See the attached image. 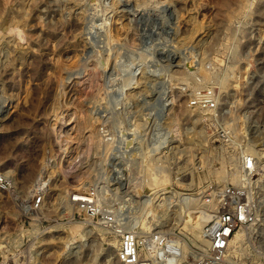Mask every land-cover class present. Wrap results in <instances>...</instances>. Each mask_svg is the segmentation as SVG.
I'll return each mask as SVG.
<instances>
[{
  "label": "rangeland",
  "instance_id": "rangeland-1",
  "mask_svg": "<svg viewBox=\"0 0 264 264\" xmlns=\"http://www.w3.org/2000/svg\"><path fill=\"white\" fill-rule=\"evenodd\" d=\"M217 1L0 0V264H121L124 233L157 231L200 264H264V187L237 162L251 151L264 166V0L231 22ZM59 112L77 140L98 137L82 183L51 159ZM227 191L252 221L211 263L202 232ZM76 192L94 194L89 223Z\"/></svg>",
  "mask_w": 264,
  "mask_h": 264
},
{
  "label": "built area",
  "instance_id": "built-area-1",
  "mask_svg": "<svg viewBox=\"0 0 264 264\" xmlns=\"http://www.w3.org/2000/svg\"><path fill=\"white\" fill-rule=\"evenodd\" d=\"M204 98L211 99L212 97L204 96L203 100ZM207 103V105L203 104L205 106L201 104L197 106L208 109L215 107L213 102ZM247 144H250L248 139ZM237 162L238 168L241 170V178L246 184L250 183L254 176H259L260 187H264V166L259 167L261 162L255 154L253 155L251 151L241 152L237 156ZM46 188L48 186H41L37 189L39 196L34 201L35 208L42 204L43 193ZM92 192H86L85 195L75 198L71 197L77 211L84 216L86 223H89V218L98 216ZM84 198L89 200L83 201ZM105 220L110 221L106 218ZM251 221V211L246 196L241 195L239 191H227L222 199L221 211L212 216L202 232L203 238L207 241V258L211 263L218 260L223 251L227 249L229 240L234 233L243 231ZM183 252L188 255L189 259L185 258ZM117 259L121 264H200V258L196 253L186 252L179 238L161 231L154 232L147 237L137 236L134 232L124 233L119 244Z\"/></svg>",
  "mask_w": 264,
  "mask_h": 264
},
{
  "label": "bare ground",
  "instance_id": "bare-ground-1",
  "mask_svg": "<svg viewBox=\"0 0 264 264\" xmlns=\"http://www.w3.org/2000/svg\"><path fill=\"white\" fill-rule=\"evenodd\" d=\"M191 1V0H190ZM245 2L244 0H218L217 3H216V10H217V13L222 16L224 19H228L229 22H231L230 20H232L234 17H236V15L239 13H241L242 9L245 7ZM247 6V5H246ZM244 10V9H243ZM12 16H10L11 18ZM17 17V16H16ZM9 18V19H10ZM14 16L13 18H11L10 20L13 21L14 20ZM23 21V20H22ZM221 22V21H220ZM20 23V22H19ZM223 23V21H222ZM225 23V22H224ZM22 25V24H21ZM12 36V35H11ZM19 36V35H18ZM21 38V36H20ZM24 38V37H23ZM214 36L213 37H210L209 39V42H205V44H207V46H211L212 44V40H214ZM3 39V38H2ZM1 39V40H2ZM7 39V38H6ZM13 41V40H12ZM18 44V43H17ZM214 46V45H213ZM8 56V55H7ZM23 56V55H22ZM100 57V56H99ZM103 58V57H102ZM97 59V58H96ZM54 61V60H53ZM3 63V62H2ZM97 64V63H96ZM5 65V64H4ZM62 66V65H61ZM85 67V66H84ZM90 68V67H89ZM98 71V70H97ZM201 71V70H200ZM204 72V70H202ZM67 73V72H66ZM97 74V73H96ZM66 77V76H65ZM210 77V73H203L201 74V79L206 81L207 79H209ZM3 78V77H2ZM210 80V79H209ZM207 82V81H206ZM61 84V83H60ZM92 84V83H91ZM0 88L2 89L3 91V84H0ZM91 86V85H90ZM95 86V85H94ZM59 88V87H58ZM30 90V89H29ZM26 91V90H25ZM29 95V94H28ZM67 97V96H66ZM25 102H26V99H25ZM70 109V108H69ZM71 111V110H70ZM74 113V112H73ZM69 114V113H68ZM57 120H58V125L57 127H54V128H51V134L53 135L54 137V140L56 142V146L57 148H59L57 154H54L53 156H51V159H53V165L54 167L59 171L60 170V173L62 172V174H67V175H70L71 178H73L72 180H74V182H79V183H82L84 180H86L87 178H89V175L92 171V165H91V168L89 166H87V163H88V159L90 157V155L93 153V150L95 149V151L97 150L96 148L100 145L98 143V137L97 135L92 131H88V134H84L82 135L78 140H77V135H79L78 133L75 135L74 133V136L73 135V131L69 128L67 129L68 127V123L66 122V116L64 115L63 112H59L57 115ZM88 118V117H87ZM70 119V118H69ZM71 120V119H70ZM69 120V122H70ZM91 120V119H90ZM82 123V122H81ZM88 124L90 125V121H88L86 119V122L85 124ZM83 124V123H82ZM80 125V124H79ZM73 127V126H72ZM76 129V128H75ZM76 132V131H75ZM79 132V131H78ZM77 141V142H76ZM98 143V144H97ZM101 143V141H100ZM97 145V146H96ZM75 146V148L73 147ZM96 146V147H95ZM94 151V152H95ZM75 155V156H74ZM148 160V158H147ZM146 160V162H148ZM152 160V159H150ZM153 161V160H152ZM87 162V163H86ZM151 162V161H150ZM142 164V162H141ZM154 164V163H153ZM140 165V164H139ZM152 165V163L150 164V166ZM143 166V165H142ZM147 166V164H146ZM149 166V169H146L144 170V172H147V170H149V174L151 173L150 172V169L152 168L154 171L156 170V165H154L155 167H150ZM141 167V166H140ZM158 170H160V167L157 166ZM162 167V165H161ZM137 168V167H136ZM155 168V169H154ZM165 168V167H164ZM162 168V169H164ZM91 169V171H90ZM139 169V168H138ZM144 169V167H143ZM28 170V169H27ZM152 170V171H153ZM157 170V171H158ZM138 171V170H137ZM153 171V172H154ZM164 170H162L161 172H163ZM53 172V171H52ZM136 172V170L134 171ZM160 172V173H161ZM137 173L139 172H136L134 175L135 177H137ZM157 173V174H155ZM159 172H154V173H151L153 174V178H155V176H157L158 174H160ZM164 173V172H163ZM53 174V173H52ZM51 175H49V177L47 179H35L33 182L34 183V186L35 188H39L41 186H46L50 181H51ZM148 173L146 174L149 175ZM166 174V172H165ZM31 175V174H30ZM28 175V177L30 176ZM39 175H37L38 177ZM160 176V175H158ZM162 176V175H161ZM160 176V179L163 177ZM166 176V175H165ZM164 176V177H165ZM150 177V175H149ZM151 178V177H150ZM152 178V180H153ZM157 178V177H156ZM155 178V180H156ZM159 178V177H158ZM157 178V180H158ZM159 179V181H160ZM167 179V177H166ZM150 180V181H152ZM153 180V181H155ZM156 180V181H157ZM158 181V182H159ZM165 182V179L162 178V180L160 181V183H164ZM151 183V182H150ZM156 183V182H154ZM164 185V184H163ZM84 193H81V192H76V193H73L70 195V198L71 197H76V196H80V195H83ZM85 195V194H84ZM61 198V197H60ZM77 199H79L77 197ZM63 200V198H62ZM83 201H87L89 199H82ZM72 202V200H71ZM160 204V203H159ZM205 219V218H204ZM200 221V219H199ZM203 221V219H202ZM72 230H74V232L77 234L80 230L79 226L77 225H72ZM82 235L78 236L79 238L81 237Z\"/></svg>",
  "mask_w": 264,
  "mask_h": 264
}]
</instances>
